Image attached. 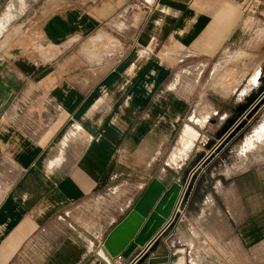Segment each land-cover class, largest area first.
<instances>
[{"label":"crops","instance_id":"crops-1","mask_svg":"<svg viewBox=\"0 0 264 264\" xmlns=\"http://www.w3.org/2000/svg\"><path fill=\"white\" fill-rule=\"evenodd\" d=\"M258 25L264 0H0V264H125L106 240L146 193L160 190L149 215L191 164L251 133L260 72L209 82L236 50L262 68ZM236 167L209 182L204 165L134 264H264V170Z\"/></svg>","mask_w":264,"mask_h":264},{"label":"rangeland","instance_id":"rangeland-1","mask_svg":"<svg viewBox=\"0 0 264 264\" xmlns=\"http://www.w3.org/2000/svg\"><path fill=\"white\" fill-rule=\"evenodd\" d=\"M258 29H262L264 31V25L263 26L258 25L256 28H253V33H254L253 37L255 39L253 38L254 40H252L253 42H252L250 47L252 49V52L254 50L257 51L256 49H259V47H260L261 50L263 51L262 55L264 56V34L256 37L257 34L255 32ZM20 33L23 34V29L21 32H19V28H15V29L12 28V30L10 29L6 34H7V36H9L11 34V36L17 37L18 35H21ZM0 46L4 47L5 44H1ZM89 46L90 45H87L86 47H89ZM227 54H228V52H224L219 56L220 59H215L213 62H211L210 66L208 67L206 72L202 76H200V78L198 80V83H197L198 89H200L202 86H204L206 84V82L209 78L208 73H209L211 66H213V64L215 62H219L221 60V58H223ZM253 57H254L253 54H251L245 50H236L235 56L233 58H230V59L226 58V61L224 60V61L220 62L219 64H217L218 66L215 65V67H213V73H212L211 78H210L211 82H209V83L212 84L214 79L217 81V79H216V77H217V78H219L217 83L219 82L222 85L239 84V83H241L239 79H241V80L244 79V77L250 73V71H248L249 65L251 67L253 81L256 79L257 73L260 72V74L258 76V80L259 81L262 80V83H264V65L260 69L262 60L260 58L257 61H254ZM238 60H240V61H238ZM241 60H242L243 64H241L240 69H238L237 68L238 62H241ZM234 64L236 65L235 67H233ZM185 79H186L185 77L181 78L182 81H185ZM259 81H257L256 84L260 83ZM207 95L210 98L211 94H207ZM203 97L204 96L201 95L200 99L202 100ZM221 99L227 100L228 98L222 96ZM262 103H264V99H263ZM202 106H204L206 109L204 108L203 110H201ZM211 109H212V103L201 102L199 107L196 108V110H195V116H197L200 120H202L204 122L205 117H203V116L199 117V115H196V114L198 112H200V110H201L204 113V115H206L209 111H211ZM244 123L245 122H243L242 124H244ZM241 125L239 126V128L241 127ZM211 127H212L211 125H208V126H205L204 128L210 129ZM220 127L224 128L227 126L225 125V126H220ZM239 128H237L235 130V132H237L239 130ZM262 129H264V109L262 110V112L260 114L255 115V117H253L252 120L247 125H245V128H243L240 131L241 133L244 131H250L251 132L247 136L248 138L243 142V145H242L243 139L241 140V138H243V136H241L239 134L236 136L235 139H232L231 142L227 143V145H225V147H223V149L221 150L220 154L218 156H216L214 159H212L213 158L212 157V151H214L216 149L220 150L222 148V145L218 146L219 143L215 146V148L213 150H210L209 153L205 154L202 158H200L198 163L195 162V163L191 164L189 166V168L186 170V172L184 173V175L178 180V183H180V185H181V190H180V192H179V194H178V196L174 202L173 210H174L175 204L179 200V198L186 197V195L189 193V190L192 186V183L195 181V179L197 178L196 176H198V174L200 173L199 172L200 169L204 165L207 166V168L202 173V175L200 176L199 179H200V181L201 180L202 181L208 180L209 182L211 181V179L208 176L210 167L216 166L218 164L236 163L237 164L236 168H238L236 170H239L241 166H242L243 170L245 169V167L247 169H250L253 167H258V170H262V169L264 170V141L260 142V140H264V139H260ZM256 140H259L258 143L253 144V142H256ZM225 144H226V141H225ZM210 145H211V142L208 145H206V147L210 146ZM241 145H242V147H241ZM233 146H235L236 152L234 153L233 157H229L230 154L227 151L229 150V147L231 148ZM261 166H263V167H261ZM208 183H206V184H208ZM179 217H180V213H179V215L176 216V218H179ZM138 258L139 257H137L136 259H138ZM141 258H144V257H141Z\"/></svg>","mask_w":264,"mask_h":264},{"label":"bare ground","instance_id":"bare-ground-1","mask_svg":"<svg viewBox=\"0 0 264 264\" xmlns=\"http://www.w3.org/2000/svg\"><path fill=\"white\" fill-rule=\"evenodd\" d=\"M260 139H264V129H262L261 131ZM258 141L259 140H256V142H253V144H257ZM261 141L263 142L264 140H260V142ZM165 190L167 191L165 193L163 192L164 194L162 193L157 203L158 213L153 216V218H155L157 222H159L160 220V215H166L167 210L170 208L176 196L175 194H177L179 191V188L177 186H173L172 188L170 189L167 188ZM159 191H160L159 188H156V190H154L153 188L150 189L146 193L144 198L140 201V203L133 211V213H131L123 222H121L113 232H111V234L108 236L106 240V245L113 252L115 251L117 252L118 250H120L127 243V241L133 236L139 225L142 223L144 217L147 215V212L154 198L159 194ZM146 219L144 221H146ZM149 223H151V221ZM126 229H127V233H124L123 231ZM116 237H118V239Z\"/></svg>","mask_w":264,"mask_h":264},{"label":"water","instance_id":"water-1","mask_svg":"<svg viewBox=\"0 0 264 264\" xmlns=\"http://www.w3.org/2000/svg\"><path fill=\"white\" fill-rule=\"evenodd\" d=\"M173 186H177L179 188V191L177 194H175L176 196H175L170 208L167 210L166 215H160L161 221L159 220V222H157V220L155 218H153V216L158 213L157 212L158 201H157L155 203L152 211L149 213L146 221H144L145 223L144 222L142 223V225L138 229L137 233L135 232L133 234V236L125 244L124 248L121 251H118L116 253V255L121 254L122 257L127 260V262H130L131 260H133V256L141 250V247H144L148 243V241L154 236V234L170 218L171 212L173 210L174 202H175V200H176V198H177V196L181 190V185L178 182H174L168 189L172 188ZM166 191L167 190H165L164 193ZM150 221H151V223H149Z\"/></svg>","mask_w":264,"mask_h":264},{"label":"built area","instance_id":"built-area-1","mask_svg":"<svg viewBox=\"0 0 264 264\" xmlns=\"http://www.w3.org/2000/svg\"><path fill=\"white\" fill-rule=\"evenodd\" d=\"M177 207H178V204L176 205V209H177ZM176 209H175V211H176ZM170 218H171V220L174 218V216H170ZM169 218V219H170ZM175 219H176V217H175ZM115 260L116 261H123L124 260V258L122 257V255L121 254H117L116 256H115ZM134 261L135 260H131L130 262H126L125 264H134Z\"/></svg>","mask_w":264,"mask_h":264}]
</instances>
